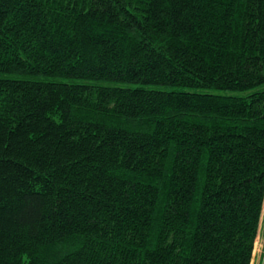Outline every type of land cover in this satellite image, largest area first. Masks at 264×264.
Instances as JSON below:
<instances>
[{
	"label": "trees",
	"instance_id": "16d2710c",
	"mask_svg": "<svg viewBox=\"0 0 264 264\" xmlns=\"http://www.w3.org/2000/svg\"><path fill=\"white\" fill-rule=\"evenodd\" d=\"M263 209L264 0H0V264H251Z\"/></svg>",
	"mask_w": 264,
	"mask_h": 264
},
{
	"label": "rangeland",
	"instance_id": "374dc122",
	"mask_svg": "<svg viewBox=\"0 0 264 264\" xmlns=\"http://www.w3.org/2000/svg\"><path fill=\"white\" fill-rule=\"evenodd\" d=\"M263 212H264V209H263ZM263 257H264V216L261 220L259 234L255 241L253 259H252L251 264H262Z\"/></svg>",
	"mask_w": 264,
	"mask_h": 264
}]
</instances>
